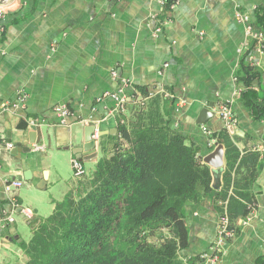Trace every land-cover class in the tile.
Instances as JSON below:
<instances>
[{
  "label": "crops",
  "instance_id": "crops-1",
  "mask_svg": "<svg viewBox=\"0 0 264 264\" xmlns=\"http://www.w3.org/2000/svg\"><path fill=\"white\" fill-rule=\"evenodd\" d=\"M0 4L5 10L0 16V104H18L0 110V264L22 255L25 226L31 225L33 233L39 220L69 192L76 178L72 159L77 151L82 150L88 173L101 156L100 144L112 145L110 135L117 133L122 115L119 100L110 96L113 92L126 102L141 100L145 92L161 93L166 105L172 103L170 126L186 142L199 146L201 159L217 143H211L212 133H228L226 139L245 159L234 173L233 193L250 198L243 199L249 212L237 216L235 236L221 264H256L264 254V147H256L264 140V119L254 118L240 95L241 63L247 55L256 66L259 76L251 86L263 96L264 50L252 46L236 14H249L257 28H263L256 12L264 8V0H176L165 5L160 0H0ZM157 24L162 31L155 35ZM224 102L231 103L234 125H226L219 116ZM58 107L67 108L70 115H62ZM208 107L215 115L198 124L201 110ZM204 125L211 134L203 131ZM91 128L94 149L87 141ZM31 137L44 149L26 151ZM251 171L255 177L247 180ZM222 174L213 178L218 188ZM6 178L23 181L15 194L34 219L17 211L13 222L3 221L9 209ZM216 194L217 188L186 206L189 244L180 251L184 258L199 256L214 242L220 216Z\"/></svg>",
  "mask_w": 264,
  "mask_h": 264
},
{
  "label": "trees",
  "instance_id": "trees-1",
  "mask_svg": "<svg viewBox=\"0 0 264 264\" xmlns=\"http://www.w3.org/2000/svg\"><path fill=\"white\" fill-rule=\"evenodd\" d=\"M256 21L264 28V8L256 12ZM241 66V97L254 118L264 119V95L251 86L258 70L247 55ZM145 94L126 102L118 131L110 135L112 145L100 144L95 168L39 220L30 240L20 243L25 264H200L199 256L180 254L189 244L186 206L199 203L215 188V205L220 214L226 207L236 231L237 216L249 212L243 199L250 198L233 193L235 175L245 161L238 148L226 139L228 133H212L211 140L225 144L227 160L223 183L214 186L199 146L170 126L172 103L166 105L161 93ZM254 177L251 171L246 179ZM256 264H264V254Z\"/></svg>",
  "mask_w": 264,
  "mask_h": 264
},
{
  "label": "built area",
  "instance_id": "built-area-1",
  "mask_svg": "<svg viewBox=\"0 0 264 264\" xmlns=\"http://www.w3.org/2000/svg\"><path fill=\"white\" fill-rule=\"evenodd\" d=\"M167 3L166 0H160L161 5H165ZM4 6L0 4V16L4 14ZM236 17L238 21L241 23H244L246 26V34L249 38L251 44L253 47H255L259 51L264 50V28H257L256 24H254L251 20V17L249 14L238 11L236 14ZM162 31V25L157 24L154 30V34L157 35ZM168 66V64H166ZM108 95V94H106ZM241 95V92H240ZM111 97L119 100V110L123 111L125 110V104L126 100L124 97H119L115 92L110 94ZM18 106L16 102H8L0 104V110H4L8 106ZM57 110L64 116H69L70 111L65 107H58ZM219 116L223 120V122L226 125H234L235 123V116L231 107L230 102H224L220 105L218 110ZM203 131L211 134L212 132L207 126H203ZM96 135L97 132H96ZM215 141L212 140L211 143H214ZM13 144L8 143V148H12ZM258 149H261L264 147V140L256 146ZM34 149L43 150L44 146H39L37 144L33 145ZM72 165L74 169V176L76 178H80L84 176L86 172V168L84 166V163L81 159L74 157L72 159ZM23 186V181L20 179L15 178H6L5 180V186L4 190L9 195L8 196V202H9V209L7 212H5L3 221L6 222H13L14 221V214L17 211H20L22 214L26 216L29 220L34 219L33 213L27 209L21 206L17 195L15 192L20 189ZM235 229L232 227L230 218L228 216L226 207L223 214H220L219 216V225L218 230L216 234V238L214 242L203 252L199 254L200 258V264H221L222 258L224 254L226 253V249L230 241L235 236Z\"/></svg>",
  "mask_w": 264,
  "mask_h": 264
},
{
  "label": "water",
  "instance_id": "water-1",
  "mask_svg": "<svg viewBox=\"0 0 264 264\" xmlns=\"http://www.w3.org/2000/svg\"><path fill=\"white\" fill-rule=\"evenodd\" d=\"M212 107L203 108L199 114V118L197 120L198 124H204L206 123L211 117L215 115V112L211 109ZM89 135H88V144H90V148H95L96 143L92 140V132L94 131V128L90 129ZM36 136V134H35ZM37 140L36 138L30 139L29 144L27 145L26 151H31L33 149V145L36 144ZM87 148V147H86ZM82 150L77 151L76 156L82 160ZM202 160L211 166L212 168V174L213 178L219 176L224 169L225 165V148L222 143H216L214 149L206 154L205 156H202Z\"/></svg>",
  "mask_w": 264,
  "mask_h": 264
},
{
  "label": "rangeland",
  "instance_id": "rangeland-1",
  "mask_svg": "<svg viewBox=\"0 0 264 264\" xmlns=\"http://www.w3.org/2000/svg\"><path fill=\"white\" fill-rule=\"evenodd\" d=\"M88 168L91 167L90 164H87L86 165ZM89 173V172H88ZM80 178H75L74 182L72 185H74ZM36 221V220H35ZM23 234H22V237L24 240L26 241H29L31 235H32V226L31 225H26L25 226V230H23ZM22 255L18 256V257H15V256H12L10 259H9V264H25V261L27 260V257L26 255L24 254V251H22L21 253ZM14 260V261H13Z\"/></svg>",
  "mask_w": 264,
  "mask_h": 264
}]
</instances>
